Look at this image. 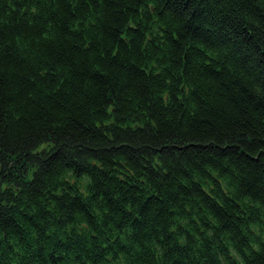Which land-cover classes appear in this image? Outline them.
<instances>
[{
    "label": "trees",
    "instance_id": "1",
    "mask_svg": "<svg viewBox=\"0 0 264 264\" xmlns=\"http://www.w3.org/2000/svg\"><path fill=\"white\" fill-rule=\"evenodd\" d=\"M0 264H264V0H0Z\"/></svg>",
    "mask_w": 264,
    "mask_h": 264
}]
</instances>
